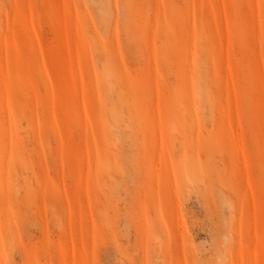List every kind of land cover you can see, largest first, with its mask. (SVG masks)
<instances>
[{
	"label": "rangeland",
	"instance_id": "rangeland-1",
	"mask_svg": "<svg viewBox=\"0 0 264 264\" xmlns=\"http://www.w3.org/2000/svg\"><path fill=\"white\" fill-rule=\"evenodd\" d=\"M0 264H264V0H0Z\"/></svg>",
	"mask_w": 264,
	"mask_h": 264
}]
</instances>
